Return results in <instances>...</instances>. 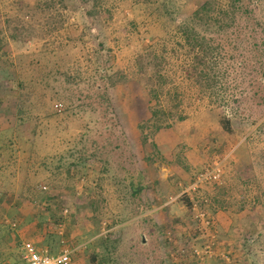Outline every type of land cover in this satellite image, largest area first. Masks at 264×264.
Wrapping results in <instances>:
<instances>
[{"label":"rangeland","instance_id":"rangeland-1","mask_svg":"<svg viewBox=\"0 0 264 264\" xmlns=\"http://www.w3.org/2000/svg\"><path fill=\"white\" fill-rule=\"evenodd\" d=\"M39 1L0 0V28L6 41L0 59V96H10L7 84L16 80L19 73L34 79L48 72L53 75L51 82L59 76V83H52L48 89L36 87L35 92L49 98L51 89L57 87L97 108L99 121L90 132L91 137L102 143L112 136L114 145L124 146L123 151H116L108 158L115 169L121 164L131 171H143L148 182L155 186L147 195L153 197V209L157 212L152 210L125 223H113V217L118 222V217L123 215L124 193L113 180L107 179L97 214L102 216L97 229V224L90 220L93 212L89 205L99 168H89L86 179L80 181L63 174L49 193L39 198V204L17 197L22 175L16 173L12 192L6 197L0 194V225L3 226L0 264H25L22 246L28 242H24L25 239L32 238L33 242H29L38 250L61 255L68 249L72 251L71 264H91V255H103L102 239L110 234L120 241L114 254L121 264H200L187 252L195 239V232H189L193 227L190 215L194 212L190 200L181 197L191 181L216 162L223 165L222 178L217 184L205 186L199 197L212 201L207 209L214 222L213 229L218 231L217 247L222 243L223 246L218 247L220 250L214 251L205 264H264V95L261 94L263 100H260L252 89L262 78L257 72L260 61L256 60L255 52L261 55L264 67V32L259 24H264V0H250L253 4L250 22H241L238 17V26L226 34H207L208 39H214L213 46L223 48L222 55L226 57L223 65L230 66L231 70L230 78L220 84L227 100L218 103L209 96L207 88L199 87V83L186 77L187 72L179 67L184 54L172 51L177 39L169 41L175 29L210 0H108L106 7L111 11L102 14L107 18L106 24H95L94 20L99 18L91 19L83 10L70 12L80 0H66L67 10L59 11L46 8V3L38 9ZM212 1L220 8H227L228 0ZM53 3L61 8L59 0ZM219 13L215 16L223 18ZM26 17L32 26L21 23ZM7 21L19 22L18 30L33 27L34 39L23 43L13 41ZM79 33H85L82 40L75 37ZM152 43L160 44L157 51L166 57L165 72L172 80L167 88L172 90L171 98L163 96L162 99H166L163 105L171 107L172 98L178 96L180 110L186 117L158 133L153 129L144 132L140 129V125L151 118L152 105L138 59ZM242 61H250V64L244 68ZM97 68H108L112 74L124 76L118 86L107 89L111 107L102 100L101 103V96L90 94L89 86L94 83L104 88L108 85L107 80L94 82ZM77 70L82 72L87 88L65 87V82L72 81L68 76L75 77ZM258 87L261 91L264 82ZM62 95L68 99L66 93ZM13 113L16 112L8 113L2 128L11 126ZM226 116L231 120L232 132L222 126L221 121ZM87 121L86 117L73 118L66 114L42 121L38 129L39 153L64 152L73 147L87 131ZM142 139L147 144L141 145ZM215 147L216 151L221 147L224 153L213 155ZM183 157L188 158L187 171L181 167ZM116 175L123 176L120 171ZM255 176L260 180L259 187H255ZM42 177L39 170L37 179ZM33 179L31 182L35 181ZM39 183L43 185L42 180ZM216 187L227 191L225 195L219 194L225 208L214 212ZM242 192H246V205L242 204ZM256 195L260 201H253ZM185 196L195 202L198 195ZM136 209L137 205L132 203L128 212L134 213ZM35 216L38 219H33ZM145 224L148 226L144 227ZM197 244L202 249L205 243L198 241ZM221 254H227L232 262L222 259Z\"/></svg>","mask_w":264,"mask_h":264},{"label":"trees","instance_id":"trees-1","mask_svg":"<svg viewBox=\"0 0 264 264\" xmlns=\"http://www.w3.org/2000/svg\"><path fill=\"white\" fill-rule=\"evenodd\" d=\"M65 2L66 0H59L61 5L60 8L57 7L58 4L53 3V0H40L37 7L41 9L42 4L46 3L45 6L48 9H56L57 11L67 10V7L64 6ZM107 2L108 0H80L79 2H75V7L69 9V11L73 12V10H75V12H77L83 10L87 17L91 19L99 18V20H94V22H96L95 24H97V22L106 24L107 18H103L102 14L111 11L106 7ZM252 7L253 4L250 0H228L226 9L220 8L216 1H205L192 15H190L189 20H185L186 23L175 29V32L170 35L169 41L176 38L177 41L173 44V47L179 50L175 51L173 48V53L177 54L181 52L184 54V59L181 61L179 67L182 71L187 72L186 77L188 79H193L195 82L199 83V87L207 88V93L211 98H214L217 103L227 100H225L226 93L221 92L220 84L224 83L226 78H230L231 70L230 66L226 67L223 65L226 64V57L222 55L223 48L213 46L212 42L214 39H208L207 34L213 32L216 34H226L228 30L238 26L240 22L239 18L241 22H250L253 20ZM216 13L223 14V18L216 17ZM27 18L29 20V17H26L21 23L32 26L30 21H27ZM7 22L8 31L13 41L23 43L30 38L34 39L31 33L33 27H25L23 30H18L17 25L19 22ZM259 24L264 32V24ZM81 34L82 33H79V35H75V37H79L82 40L85 33ZM157 45L160 44L152 43L149 45L145 53L140 55L141 57L138 59V62L141 63L142 66L141 73L145 79L144 84H146L145 87L152 105L151 118L147 123L140 125V129L143 132L147 129H153L154 132L158 133L163 129L170 128L175 121L182 122L186 120V117L180 110L181 101L177 102L178 96L172 98L171 107L166 108L163 105L164 100L171 98L170 91L172 90L168 91L167 88L172 80L170 79V75L165 72L168 68L164 65L166 57L163 54H159ZM5 46V35L0 28V59L2 58L1 54ZM255 53L256 60L260 61L257 72L262 78L252 89L254 90V95H256V97L259 96L260 100H263L261 94L264 95V88L259 91L258 85H262L264 82V67L261 63V55L258 52ZM18 59H20V57ZM242 63L245 68L250 64V61H242ZM236 70L240 71V68L236 67ZM79 71H75V77L68 76L72 81L65 82V87L81 88L83 86L87 88L83 74L82 72L79 73ZM51 76H53L51 73L43 72L40 77H35L33 79L24 77L23 74L19 73L16 80L10 81L7 84L6 90L10 93L11 97L9 95L0 96V194L6 197L12 192L14 180H16V173H18L22 175V177L19 182L21 189L17 197L27 202L32 201L34 204L35 202L39 204L41 202L39 198H41L43 194L49 193L50 189L53 188L54 182H57L58 178L63 174L73 180L77 177V180L80 181L86 179L89 168H99L100 174L93 182V200H90L89 205L93 212L90 220H93V222L97 224V229L99 228L98 225L102 217H98L97 214L100 210V201L103 198L102 192L107 179L113 180L120 192L124 193L122 197V203L125 202L123 215L118 217V220H120L118 222L116 218L113 217V223H125L135 217H141L154 210V205L152 204L154 201L153 197L147 194H149L151 188L155 189V186L148 182L143 171L140 169L131 171V169H127L121 164H119L118 169H115V167L112 166V161L108 158L110 154L116 151H123L124 146L119 144L114 145L112 136L105 138V141L102 142L103 145L97 138L91 137L90 132L99 121V118L96 117L98 112L97 108L83 101H78L76 97L72 98V94L62 91L63 89L61 87L62 90L57 87L52 88L49 98L41 92H35L36 87H46V89H48L53 86L52 83H59L61 81L60 77L57 76L56 80L51 82ZM237 78L238 76L235 77V79ZM123 79L124 76H119L116 73L112 74V71L108 68H97L94 82L107 80L108 85L104 88L102 85L94 83L89 86L91 90L90 94L101 96L99 100L106 102L109 107H111L112 101L108 97L107 89L109 90L111 87L118 86ZM62 92L68 95V99L62 95ZM163 96H165L166 99H162ZM54 106L62 108L63 111L61 109H55ZM11 111L16 112L12 115L14 121L10 127L4 129L2 125L7 121L9 116L8 113H11ZM64 114L73 118H80V116L86 117L88 119L85 125L87 131L81 136L80 141L76 142L73 147H70L66 151L58 152L52 150L51 152L48 151L46 154L41 155L37 149V140L38 137H40L38 129L41 122L44 120L58 119ZM221 122L225 131L232 132V123L227 116L223 117ZM259 128L262 129V127ZM3 138H6V140H3ZM17 139L18 141H16ZM143 141L142 139L140 142L141 145L147 144L146 140ZM20 148L22 151H20ZM18 151L19 153H17ZM142 151H144V149H142ZM212 152L213 155L224 153L221 147H217V151L215 147ZM130 154L135 155L133 152H130ZM145 157L147 156L144 155V158ZM187 159L188 158L183 157V161H181L183 171L189 170ZM39 170H41L43 177L37 179ZM119 171L123 176L118 178L116 173ZM200 173H202V171ZM32 179L35 181L31 182ZM41 180L42 186L39 183ZM194 180L195 179H193L191 183H193ZM259 181L258 177L255 176V187H259ZM215 190H217V194L213 197V202L216 203L217 206L213 207L212 211L214 212L218 209L225 208L224 203L220 200L219 194L221 192L225 195L227 191L226 188L221 189L220 187H216ZM201 192L197 193V197L194 196L197 206L203 209H205L207 205L211 207L212 201L210 199L207 200L202 196L199 197ZM245 194L246 192H242L241 194L243 205H246ZM184 197L190 200L192 208L195 203L192 202L191 198L188 196L183 195L181 198ZM253 201H260L258 195H256ZM132 203L137 205V209L134 213L129 211L132 213L129 215L128 210ZM207 210L209 211V209ZM33 219H38V217L35 216ZM190 219L193 227L192 230L189 229V232L190 234L195 232V239L192 242L194 247L198 245V241H203L199 238L202 234V230H200V226H198V220H196L195 215H190ZM148 221L153 222L151 219H148ZM1 227L3 226L0 225V231ZM211 232L218 236V231L213 229ZM102 240L104 248L103 255L100 256L97 253L91 255L90 263L121 264V260L116 259L114 254L118 250L120 241L113 237L112 234L106 235ZM220 246H223V243ZM187 252L193 256L191 244Z\"/></svg>","mask_w":264,"mask_h":264},{"label":"built area","instance_id":"built-area-1","mask_svg":"<svg viewBox=\"0 0 264 264\" xmlns=\"http://www.w3.org/2000/svg\"><path fill=\"white\" fill-rule=\"evenodd\" d=\"M223 173L224 170L222 163L216 162L214 166L200 173L194 182L188 187L189 189L187 188L188 190L186 189V191H184L185 193L183 192L182 195L196 194L201 192L205 186L219 183ZM192 201L194 202L193 198ZM194 203L195 204L192 207L194 212L193 215L196 216V220H198V226H200V230H202V234L199 238L203 240L205 244L202 249H199L197 246L191 248L193 250V256L197 259V261L200 264H205L206 261L210 259L213 252L216 250L219 251L220 249L218 248L219 244L217 247V235L211 232L213 231L214 222H212V219L209 217L207 206L205 209H203L199 208L196 202ZM64 213L67 214L68 210L66 209ZM22 249L24 253L22 260L25 262V264H71L72 262V251L68 249L63 250L62 254L57 256L38 250L37 247H35V245L30 242L23 244ZM220 256L224 260L226 258L227 260L229 259V261H231L227 254H221Z\"/></svg>","mask_w":264,"mask_h":264},{"label":"crops","instance_id":"crops-1","mask_svg":"<svg viewBox=\"0 0 264 264\" xmlns=\"http://www.w3.org/2000/svg\"><path fill=\"white\" fill-rule=\"evenodd\" d=\"M153 211L157 212V210H155V209H154ZM155 216H157V214H156ZM146 226H148V225H147V224H145V225H144V227H146ZM142 231H144V230H142ZM31 240H34V239H33V238H32V239H30V240H29V239H25V241H24V242H27V241L29 242V241H31ZM24 242H23V243H24ZM31 242H33V241H31Z\"/></svg>","mask_w":264,"mask_h":264}]
</instances>
